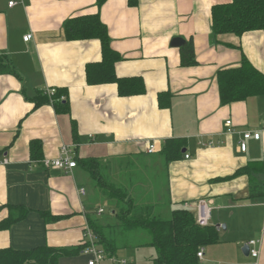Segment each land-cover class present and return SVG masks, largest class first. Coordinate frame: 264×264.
<instances>
[{
  "label": "crops",
  "instance_id": "0c3cea01",
  "mask_svg": "<svg viewBox=\"0 0 264 264\" xmlns=\"http://www.w3.org/2000/svg\"><path fill=\"white\" fill-rule=\"evenodd\" d=\"M230 2L0 0V66L8 70L0 72V225L20 218L0 228V250H78L94 225L123 237L117 204L104 219L100 202L106 197L82 163L97 159L114 184L125 174L128 188L120 186L158 217L162 199L166 214L186 209L195 217L197 203L209 201L219 242L204 248L202 264H253L242 250L251 240L261 242L264 264V132L247 141L245 153L239 148L243 133L264 128V95L223 104L218 81L220 71L240 67L244 56L264 74V32L214 34L212 8ZM82 17H98L107 27L121 56L116 76L142 79L145 94L122 97L116 83H87V68L103 55L99 40L67 39L66 24ZM176 38L184 44L173 46ZM189 45L195 63L185 66ZM52 89L62 95L49 97ZM59 101L67 104L65 112L56 110ZM227 121L233 135L226 132ZM33 141L42 144V160L32 157ZM172 141L179 142L181 156L167 161L163 149ZM150 145L154 153H148ZM63 146L76 155L77 167L69 172L44 162L58 158ZM156 169L166 179L164 196L143 202L136 193L142 186L157 190L153 182L146 185ZM253 186L262 197H251ZM84 249L60 257L59 264H88ZM117 253L102 264H127L116 260Z\"/></svg>",
  "mask_w": 264,
  "mask_h": 264
},
{
  "label": "trees",
  "instance_id": "16d2710c",
  "mask_svg": "<svg viewBox=\"0 0 264 264\" xmlns=\"http://www.w3.org/2000/svg\"><path fill=\"white\" fill-rule=\"evenodd\" d=\"M65 30L69 41L99 40L101 43L103 60L87 68L89 85L116 83L122 97L145 94L146 88L142 79H119L116 76L115 65L121 61V56L113 51L108 29L98 17L74 19L66 24ZM212 30L216 35L233 34L236 36L252 31L264 32V0H232L230 3L214 6L212 8ZM194 58V49L192 45H189L183 51L182 64L192 65L195 63ZM6 71H8L6 68L0 66V72ZM218 81L223 104L242 101L249 96L264 95V74L257 70L245 56L240 67L220 71ZM61 95L60 92H56L55 98ZM43 98H46V94ZM163 104L161 95L160 106L163 107ZM55 108L59 112H65L67 104L59 101L56 102ZM31 151L33 159L42 160V144L39 141L31 143ZM181 151V146L177 141L167 143L163 149L167 161L178 159ZM82 163L98 190L106 198L114 201L118 207L116 213L123 237L119 238V233L113 228L107 230L98 225L92 227L97 242L102 245L107 257L112 258L118 250L127 248L119 244L118 240H126L127 232L134 230H143L150 235L149 246L156 251L154 264H202L198 258V252L219 242L216 228L211 225L199 226L191 211L177 210L171 214L170 218L162 219L155 215L152 206L136 204L126 188L111 182L108 176L104 175L97 159H87ZM253 192H255L254 197L263 195L262 190L254 186L251 189V197ZM18 219L20 218L11 216L0 225V228H7ZM83 248L85 247L67 251L44 247L25 252L1 249L0 264H30L31 261L36 264H59L60 257L78 254L83 251Z\"/></svg>",
  "mask_w": 264,
  "mask_h": 264
},
{
  "label": "built area",
  "instance_id": "2783aa9c",
  "mask_svg": "<svg viewBox=\"0 0 264 264\" xmlns=\"http://www.w3.org/2000/svg\"><path fill=\"white\" fill-rule=\"evenodd\" d=\"M16 3L11 2L9 5L14 6ZM32 40V35H28L24 37V41L28 42ZM47 94L49 97L54 98L56 94V90L52 89L47 91ZM227 134L233 135L234 130L232 129V121H227ZM264 132V128L261 131H247L242 134V141L240 142V151L242 153H245L247 151V141L250 139L260 140L261 135ZM155 152V145H150L148 149V153H154ZM190 156L186 155V159H189ZM76 155L75 152H73L71 149H69L67 146H63L61 149V154L58 158L52 159V160H45V165L48 168H53L59 171H65L69 172L77 167V162L75 161ZM264 161V159H263ZM5 164L8 163L7 160L4 161ZM84 192V190H83ZM196 221L197 224L201 227H206L210 225L211 222V215H212V207L209 203V201L201 200L197 203L196 206ZM104 210H100L99 214H102ZM87 238L88 242L85 244L84 254L89 256L91 259L88 261V264H102L107 256L102 248L97 247L96 244V235L93 233L92 230H89L87 232ZM260 241L257 240H251L247 243V246L249 247V255L254 260L253 264H259V258H260V250L257 248V245L260 244ZM198 258L202 261L204 257V251L201 249L198 252ZM121 264H124L122 261Z\"/></svg>",
  "mask_w": 264,
  "mask_h": 264
},
{
  "label": "rangeland",
  "instance_id": "374dc122",
  "mask_svg": "<svg viewBox=\"0 0 264 264\" xmlns=\"http://www.w3.org/2000/svg\"><path fill=\"white\" fill-rule=\"evenodd\" d=\"M145 169H148V166L145 167ZM134 172H138L137 168L133 169ZM142 170V169H140ZM125 176V174H122L121 176L119 175L117 177L116 182L122 186H125L128 188V185L126 182L122 181V177ZM149 179L146 180V185H151L152 182L154 184V187H157V190L155 189V193L154 190L152 189H147L145 186L140 187V190L136 193V196L138 198L143 197L144 200L143 202H148L149 200H153L154 198H158L159 196H164V191L163 188L165 186V176L161 173L158 174L157 173V169L153 174V181L151 180V177H148ZM92 185L95 186L93 180H91ZM96 188V186H95ZM97 189V188H96ZM98 190V189H97ZM99 191V190H98ZM100 192V191H99ZM102 193V192H101ZM161 199V198H159ZM103 201H101L100 203L103 204V206H105V208L107 209V212L104 216V219L108 218V216L110 215V212L112 209H114L113 207V201L110 200L109 198H102ZM165 200H161V208L159 210H157V214H159V217L162 219L165 218H170L171 213L170 214H166L165 213ZM154 208V207H153ZM193 213V212H192ZM127 239L126 240H118V243L121 245H125L126 244H141V247H132V248H123L118 250L119 252L117 253V258L116 260H125L127 261V264H147L151 262V257L150 254H154L153 258L156 257V251L154 250V248H152L151 246H149L148 242H151V237L150 235L143 230H134L131 232H127ZM129 248V249H128ZM128 255H132V256H128ZM120 258H125V259H120ZM129 258V259H128ZM253 261V259L251 260ZM109 263V262H108ZM152 264V263H151Z\"/></svg>",
  "mask_w": 264,
  "mask_h": 264
},
{
  "label": "water",
  "instance_id": "95a60500",
  "mask_svg": "<svg viewBox=\"0 0 264 264\" xmlns=\"http://www.w3.org/2000/svg\"><path fill=\"white\" fill-rule=\"evenodd\" d=\"M182 44H184V40L181 39V38H176V39H174L173 42H172V45L175 46V47H179V46L182 45ZM224 228H225V227H224ZM242 250H243V253H244L246 256H249V251H250V249H249V247H248L247 245H245V246L243 247Z\"/></svg>",
  "mask_w": 264,
  "mask_h": 264
}]
</instances>
